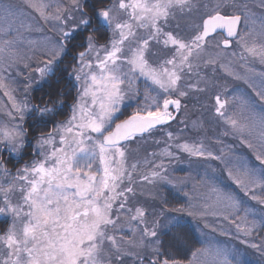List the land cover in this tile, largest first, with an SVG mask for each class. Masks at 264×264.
<instances>
[{
  "label": "snow or ice",
  "instance_id": "1",
  "mask_svg": "<svg viewBox=\"0 0 264 264\" xmlns=\"http://www.w3.org/2000/svg\"><path fill=\"white\" fill-rule=\"evenodd\" d=\"M253 5L264 10V0ZM251 8L244 0H0V90L8 98V119H0V216L10 217L0 233V264H243L234 249L211 241L178 257L173 247L189 245L179 216L198 224L216 217L203 227H219L264 258V215L221 187L231 181L264 212V11L257 16ZM78 29L89 34L70 66L76 95L66 118L55 119L63 91L37 104L29 92L50 78ZM33 32L44 34L43 45L26 39ZM25 44L40 46L46 59L31 63ZM194 94L212 101L215 143L184 134L203 127L186 115ZM131 100L137 107L123 118ZM30 113L52 126L37 120L30 136ZM162 131L165 139L154 141L161 151L128 163L131 142ZM229 137L258 164L226 144ZM173 161L203 169L196 176L208 193H198L191 173L175 177ZM145 184L151 203L141 200ZM165 185L182 191L183 207L168 205Z\"/></svg>",
  "mask_w": 264,
  "mask_h": 264
},
{
  "label": "rangeland",
  "instance_id": "2",
  "mask_svg": "<svg viewBox=\"0 0 264 264\" xmlns=\"http://www.w3.org/2000/svg\"><path fill=\"white\" fill-rule=\"evenodd\" d=\"M17 2L23 3V0H17ZM204 2H208V0H204ZM211 2L213 4H215V3H218L219 0H211ZM244 2L252 5L251 10L257 16H259L261 14V12L264 11L258 7H255L253 5V0H244ZM257 2H258V0H257ZM64 3L67 4L68 0H64ZM26 11H28V10H26ZM36 15H38V14H36ZM41 23H43V22L41 21ZM181 23H182V25H184L188 22L182 21ZM45 27H47V25H45ZM79 30L80 29H78L76 32H78ZM76 32L73 33V36L75 35ZM43 35L44 34H42L40 32L25 33L26 39H31L33 41H37V42H39V45H43L45 43V41L43 39ZM47 35L49 37H51V36L55 35V33L49 31V32H47ZM234 48H235V45H233V49ZM76 50L77 49H74V55H75ZM41 51H42V48L38 45H34L31 49H29L27 47V44H25L24 48L22 49V52L24 54L31 57V63H33L34 65H39L41 60L46 59V57L41 55ZM216 51H219V49H217ZM207 55L208 56H215V52H210ZM71 64L70 65L66 64V66H64V73L70 72ZM56 65L53 66V72L55 71ZM20 69L23 70L24 75L29 74V70L24 69L23 63L20 64ZM31 75H37V74L31 73ZM218 75H222V72L218 73ZM55 78L56 77L53 74L50 76L49 79H47L45 81H38L37 84L33 85V89L30 90L29 94L31 95V93L34 89L39 88L46 83H50ZM17 79L19 81H23L24 76L23 75L18 76ZM145 83L146 82L143 79L138 81V84L140 87H143V85ZM235 83L241 84V90H243L244 86L242 85V82L237 81ZM15 87L17 88V95H22V93L20 92V89H22L24 87V84L18 83L17 85H15ZM7 100H8V98L6 96H3V92H2V90H0V119H5V120L8 119V117L5 115V112H6L5 102H7ZM211 104H212V101L208 97H206L202 94H194L187 101V113H186L187 118L194 123L199 122L203 125L202 129H198V130H192L191 126L185 128L184 134L188 139L191 140V139L195 138V139L204 141L206 144L209 142V140H211L212 143H215L214 135L217 133L218 128H217L215 122L211 119V114L207 111V109L209 107H211ZM136 107H137V103L135 100L126 101L125 105L122 108V112L120 115L124 116L123 118H126L128 114H131L132 112L135 111ZM30 117H33V119L31 118V121H30V129L36 125L37 120H41V119L48 120L47 124L52 126V122L49 118H46V117L42 118L38 114L30 113L28 115V117L26 118V120ZM181 118H184V117L183 116L178 117V119H181ZM174 124L175 125L172 126L171 130H177L175 121H174ZM167 130H169V129L166 126L165 131H167ZM165 131L160 132L161 134L164 135V137H165ZM156 137H158V135H156L155 137L149 138L147 141H142L140 143H137L135 141L131 142V144L129 146L130 155L128 156V163L131 164V163H136L138 161H142V160H144L145 157H150L154 151H161L162 147H159V146L153 148L154 150H152L150 152L148 149L144 150L142 148V147H147V145H149L151 143H154V141L156 140ZM229 142L231 143V146L234 149L239 150L240 152L247 153L244 156L245 159L252 160L253 163L258 164V162L254 161V157L251 156V153H249L247 149L241 148V146L238 143H235L234 141H232L231 137L227 138L226 144H228ZM12 158L16 159L15 157H12ZM171 169H172L173 175L175 177H177L178 179L187 178L189 176V173H191L192 178H193V183L197 184L198 193L199 194L208 193L209 189L204 184L200 183L199 177L196 176L197 172H200V175L202 176L204 174L203 169L198 168L195 165H193L192 167H189V164L187 162L177 163L175 161L172 162ZM167 186H169V188L172 190V193L175 197L182 196L183 198H185L187 200V198L182 194V191L173 187V186H170V185L162 186L160 191L162 192V188L163 187L165 188ZM223 186L226 188V190L236 191L237 195L240 196L241 199L243 200V203L246 206L254 208L258 215H264V212H261L259 206L255 205V201H249L247 197H243V194L239 193L238 189H236V186L234 184H232L231 181H225L223 183V185H221V187H223ZM151 187H152L151 185H146V184L143 185L142 190L144 192V195L141 196V200L148 201L149 203H151V197L148 195ZM184 190H189V189L185 188ZM172 215L176 216L178 214H172ZM216 219H217L216 217L208 216V217L204 218L203 222L198 224L196 222V220H192L190 217L179 216V223L181 224L182 222L190 221L193 224V226H194V228L198 234V237L201 241V244H202L201 247L206 246V243H205L206 241H211V242L217 244L218 246L229 247L231 249H234L239 254V256L243 259V264H264V258H262L259 253H257L253 249L248 248L246 245L241 244L238 240L232 239L231 237H228V236L221 235L219 227H217V230L215 232L212 231L211 227H209V228L203 227L204 223L213 224V221H215ZM4 228L5 227L0 228V233H2L4 231ZM202 230H203V234H202ZM128 238L129 237L126 236V239H128Z\"/></svg>",
  "mask_w": 264,
  "mask_h": 264
},
{
  "label": "trees",
  "instance_id": "3",
  "mask_svg": "<svg viewBox=\"0 0 264 264\" xmlns=\"http://www.w3.org/2000/svg\"><path fill=\"white\" fill-rule=\"evenodd\" d=\"M94 2L95 0H85L86 6L91 5ZM88 34H89V30L87 29H80L78 32L75 33V35L71 39L69 45V51L66 53L65 57L62 58V60L57 63L55 71L53 72L56 78L52 80L50 83H46L43 86L34 89L31 93V96L33 97L32 103L37 104V103H41L42 101L52 103L57 99L58 92L61 90L63 91L64 103L57 105L56 111L54 113V117L56 119L64 120L66 118V116L70 112L73 103V97L76 95L74 81L70 77V72L64 73V66H66V64L70 65L71 63H73L74 49H77L80 46V43L86 39ZM31 118L33 119V117H30L25 121V126L28 127L30 136L37 128V124H36L34 127L30 129ZM173 125H175L174 121L172 123V126ZM47 127L50 128L51 126L47 124ZM156 135H158V137H156V140L162 141L163 139H165L164 135L161 133H157ZM158 146L162 147V145L154 142L147 145V147H142V148L144 150L148 149L150 152L154 150L153 148ZM28 147L30 148L31 144H29ZM33 155L34 152L31 151L26 152L24 163H27L28 160L31 159ZM4 159L8 160L9 157L5 156ZM11 159H12V164H9L8 167L11 170L15 171L16 167H19V165L16 164V159L14 158ZM162 193L165 197L166 202L170 207L172 206L183 207L184 204L187 202V200L182 196L175 197L169 186L165 188L163 187ZM9 223H10V217L0 216V228L5 227ZM181 225L187 230V234L189 237V245L175 246L173 247V251L176 253L178 257H186L189 255L190 258V251L192 250V247L200 248L202 244L193 224L190 221L182 222ZM195 248L193 250H195Z\"/></svg>",
  "mask_w": 264,
  "mask_h": 264
}]
</instances>
